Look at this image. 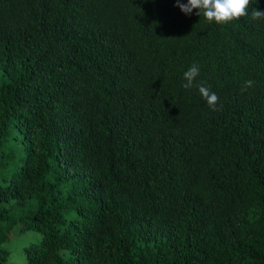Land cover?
I'll return each mask as SVG.
<instances>
[{"label": "trees", "instance_id": "16d2710c", "mask_svg": "<svg viewBox=\"0 0 264 264\" xmlns=\"http://www.w3.org/2000/svg\"><path fill=\"white\" fill-rule=\"evenodd\" d=\"M253 8L210 23L176 0H0V258L33 231L25 264H264ZM194 62L215 110L182 86Z\"/></svg>", "mask_w": 264, "mask_h": 264}, {"label": "clouds", "instance_id": "9594fccd", "mask_svg": "<svg viewBox=\"0 0 264 264\" xmlns=\"http://www.w3.org/2000/svg\"><path fill=\"white\" fill-rule=\"evenodd\" d=\"M251 0H187V3H182L181 0H176V6L185 15H191L194 9H198V15L201 12L208 22L215 21L216 23H230L233 20L248 16V8ZM253 19L264 18V11L257 8L252 10ZM200 75V66L198 63H193L184 73L183 78L185 83L182 85L185 89L197 88L200 96L207 102L208 106L215 110L219 97L204 81H197ZM253 80H246L241 86V93L247 92L249 88L254 87Z\"/></svg>", "mask_w": 264, "mask_h": 264}, {"label": "rangeland", "instance_id": "374dc122", "mask_svg": "<svg viewBox=\"0 0 264 264\" xmlns=\"http://www.w3.org/2000/svg\"><path fill=\"white\" fill-rule=\"evenodd\" d=\"M41 239L42 237L33 231L16 233L12 241L3 247L9 252V257L8 259L0 258V264H25L26 248L41 242Z\"/></svg>", "mask_w": 264, "mask_h": 264}]
</instances>
